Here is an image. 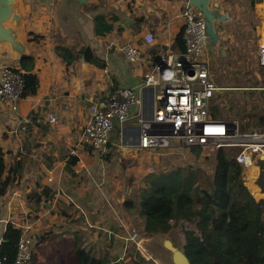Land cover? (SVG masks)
Instances as JSON below:
<instances>
[{"label": "crops", "instance_id": "1", "mask_svg": "<svg viewBox=\"0 0 264 264\" xmlns=\"http://www.w3.org/2000/svg\"><path fill=\"white\" fill-rule=\"evenodd\" d=\"M188 3L189 0H19L18 33L26 46V56L33 57L32 72L37 74L39 86L35 94L22 97L18 112L0 102V147L6 152V164L11 166L23 159L15 183L0 197V244L7 224L12 222L17 227L29 226L39 240L42 236L53 237L46 242V249L44 245L39 249L36 262L58 245L56 239L69 247L76 238L95 257L111 262L132 264L137 252L155 259L152 248L160 243L171 255L172 264H186L176 259L184 254V221H173L167 233L147 235L141 230L144 217L127 203L139 206L140 191L149 187L152 167L160 158L189 155L187 147L177 144L140 147L141 128L137 122L140 110L149 118L159 105L155 98L158 87L143 85L146 74L154 70L166 51H184L176 39L183 30V20L178 15ZM210 6L220 12L219 18L225 22L240 21L238 28L243 32L251 29L248 20L252 16L264 22V0H210ZM99 14L105 17L106 25H111L102 34L96 30ZM259 30L258 43L264 36V26ZM149 32L154 34L151 43L145 40ZM128 42L141 52L135 62L129 61L123 51ZM209 50L215 51V46L210 44L203 56L208 65ZM0 59V66H20L21 59L13 55L10 47L0 51ZM120 87L136 89L142 106L134 107L132 117L125 123L115 124L109 150L100 155L82 143L81 136L90 106L104 105ZM50 113L55 120L50 119ZM220 115L218 118H222ZM25 117L29 119L27 124L23 123ZM73 157H77L75 163ZM166 162L163 171L169 165ZM257 167L255 172L250 167L243 169V174L253 192L251 183L259 189L258 197L253 194L260 200L264 199V191L257 183L261 164ZM132 226L140 239L132 235ZM57 250L62 253L61 247ZM57 257L60 263L61 257Z\"/></svg>", "mask_w": 264, "mask_h": 264}, {"label": "trees", "instance_id": "2", "mask_svg": "<svg viewBox=\"0 0 264 264\" xmlns=\"http://www.w3.org/2000/svg\"><path fill=\"white\" fill-rule=\"evenodd\" d=\"M97 33L102 34L111 25H106L102 14L96 17ZM183 49V30L176 39ZM19 70H24L23 97L37 92L39 78L33 71V57L28 55L19 62ZM214 101V99H213ZM210 106L214 117L221 116L217 111L218 103ZM219 115V116H218ZM264 122V113L257 125ZM246 130V125L243 127ZM203 147L191 148L199 152ZM236 149L222 147L216 149L215 168L212 175L203 177L199 170L179 167L169 171H158L149 176V187L140 191V203L128 202L127 206L144 217L142 231L147 235L169 232L175 222L182 224L184 234L183 250L190 264H264V199L257 200L260 191L253 183L255 196L245 183L243 168L236 161ZM3 147H0V197L7 193L23 167V159L8 166ZM77 157H73V163ZM257 180L264 191V161ZM38 201V199H37ZM22 229L12 222L7 224L0 256L6 264H13L19 247ZM52 236H42L36 243L30 264H37L40 248L46 249V242ZM57 250L67 251L71 260L68 264H127L124 261H110L95 257L78 239L57 241ZM55 243L53 242L52 245ZM68 248L70 250H68ZM60 258V263L62 264ZM141 252H137L132 264H150Z\"/></svg>", "mask_w": 264, "mask_h": 264}, {"label": "built area", "instance_id": "3", "mask_svg": "<svg viewBox=\"0 0 264 264\" xmlns=\"http://www.w3.org/2000/svg\"><path fill=\"white\" fill-rule=\"evenodd\" d=\"M178 16L183 20L185 49L182 52L166 51L154 70L145 76L143 85L158 87L155 98L159 105H156L149 118L140 110L137 117L141 128L139 146L170 147L177 144L178 147L187 148H235L236 161L244 170L254 165L259 166L264 161V122L254 128L240 130L233 120L212 116L211 101L218 91L226 87H220L214 82L207 62L203 61L210 41L205 17L189 3ZM145 40L153 42L154 34L147 33ZM123 51L132 62L137 61L141 54L132 42L126 43ZM257 61L264 69V36L258 43ZM24 85L23 72L19 70V66H0V102L13 112L19 111ZM136 106L139 109L142 106L139 92L125 87L118 88L104 105L93 103L81 142L100 155L105 154L109 150L115 124H123L131 118ZM49 117L55 120L53 113ZM28 122V118H23L24 124ZM243 177L245 178L244 174ZM131 222L132 220H127L130 225ZM19 228L22 229V235L13 264H30L38 238L30 231L29 226L22 225ZM130 229L132 235L137 240L140 239L136 228L132 226ZM0 264H6L1 256Z\"/></svg>", "mask_w": 264, "mask_h": 264}, {"label": "rangeland", "instance_id": "4", "mask_svg": "<svg viewBox=\"0 0 264 264\" xmlns=\"http://www.w3.org/2000/svg\"><path fill=\"white\" fill-rule=\"evenodd\" d=\"M217 13L220 12L217 11ZM225 21L224 18L215 20L217 33L221 34V40L218 39L213 43L210 40L208 47L210 49V44L215 46V51L209 50V59L206 55L214 82L220 87H226L217 92L213 103H218L216 109L222 114V118L233 120L240 130H243L246 125V130H248L260 124L255 125L254 123L258 122L259 117L264 113V69L257 61V44L262 32L258 29L264 26V22L261 24L252 16V19L248 20L251 29L246 28L243 32L238 28L240 21ZM236 86L239 88H234ZM187 152L189 153L187 157L181 155L173 159L160 158L158 163H155L156 166L152 167L154 173L165 170L163 166L167 163L166 161H169L166 171L189 166L199 170L203 177L212 175L216 162V148H202L199 152L187 148ZM49 247L52 248V246ZM152 250L155 254H151L160 264H172L171 255L160 243H156ZM49 251L48 254L45 253V258L37 261L38 264H61L57 255L63 259L62 264H68L71 260V257L64 253L67 251H61L62 253L58 250ZM144 255L151 260L150 264H158L149 255Z\"/></svg>", "mask_w": 264, "mask_h": 264}, {"label": "water", "instance_id": "5", "mask_svg": "<svg viewBox=\"0 0 264 264\" xmlns=\"http://www.w3.org/2000/svg\"><path fill=\"white\" fill-rule=\"evenodd\" d=\"M85 1V0H81ZM190 6H195L205 17L207 24V34L212 42L219 39L215 29V20L219 18L216 9L210 6V0H189ZM19 0H0V51L7 47L17 59H22L26 54V46L18 33V26L21 23ZM223 16V15H222ZM3 59H0V64ZM184 253V250H183ZM179 263L190 264L187 256L177 255Z\"/></svg>", "mask_w": 264, "mask_h": 264}, {"label": "bare ground", "instance_id": "6", "mask_svg": "<svg viewBox=\"0 0 264 264\" xmlns=\"http://www.w3.org/2000/svg\"><path fill=\"white\" fill-rule=\"evenodd\" d=\"M257 168L258 167L254 165V166L250 167V171L255 172ZM255 189L259 191V189L257 187H255Z\"/></svg>", "mask_w": 264, "mask_h": 264}]
</instances>
